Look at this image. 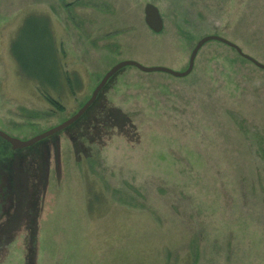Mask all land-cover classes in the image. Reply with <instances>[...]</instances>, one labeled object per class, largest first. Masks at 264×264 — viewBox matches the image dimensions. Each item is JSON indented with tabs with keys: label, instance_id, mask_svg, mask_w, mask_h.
Returning <instances> with one entry per match:
<instances>
[{
	"label": "rangeland",
	"instance_id": "374dc122",
	"mask_svg": "<svg viewBox=\"0 0 264 264\" xmlns=\"http://www.w3.org/2000/svg\"><path fill=\"white\" fill-rule=\"evenodd\" d=\"M35 26L61 109L11 54L38 62ZM208 35L264 64V0H0V131L61 124L120 61L182 72ZM0 264H264V71L209 41L185 77L125 67L64 130L0 138Z\"/></svg>",
	"mask_w": 264,
	"mask_h": 264
},
{
	"label": "water",
	"instance_id": "95a60500",
	"mask_svg": "<svg viewBox=\"0 0 264 264\" xmlns=\"http://www.w3.org/2000/svg\"><path fill=\"white\" fill-rule=\"evenodd\" d=\"M143 12H144V21H145V24L148 26V28L151 29L155 33L160 32L162 30L163 23H162V19H161V16L159 14L158 9L153 4L147 3L144 6ZM209 41H218L222 44L227 45L228 47L234 49L239 56H241L242 58H244L247 61H249L250 63H252L256 68H259V69L264 71V64H261L260 62H258L254 58H252L251 56L244 54L241 51V49L237 45H235L234 43H232V42H230V41H228V40H226L220 36H217V35H208V36L201 38L199 41H197L196 45L194 46V48L192 49V51L190 53L188 66H187L186 70H184L182 72L175 71V70H172V69H169L166 67H160V66L147 67V66H143L140 63L133 61V60L120 61V62L116 63L115 65H113L104 74V76L101 78L99 83L96 85V87L92 91L89 99L84 103V105L74 115H72L70 118L66 119L61 124H59L55 127H52V128H50V129H48V130H46L40 134H37V135L33 136L32 138L27 139V140H20V139L11 137L2 131H0V138L2 140H4L5 142H7L10 145L12 150H19V149L28 148V147L32 146L33 144L64 130L65 128L69 127L74 122H76L86 112V110L94 103L99 92L105 86L107 81L115 73H117L119 70H121L122 68H125V67H134L143 73H165V74H168V75L173 76V77H178V78L185 77L191 72V70L193 68L194 59L196 57L198 50L202 47L203 44H205Z\"/></svg>",
	"mask_w": 264,
	"mask_h": 264
},
{
	"label": "trees",
	"instance_id": "16d2710c",
	"mask_svg": "<svg viewBox=\"0 0 264 264\" xmlns=\"http://www.w3.org/2000/svg\"><path fill=\"white\" fill-rule=\"evenodd\" d=\"M31 31L32 33L33 31L36 33V37L33 38V36H31V38L33 39V41L35 39V43L36 45H38L34 48L38 53H40L38 54L40 57L37 58L38 62L34 61V64H28L25 55H23V52H17L16 50L18 43L13 46L16 43H13L14 40L10 46L11 54L16 60L21 73L37 82L38 86L41 89V92L43 93L48 103L56 106L58 109H61L60 104L50 96L51 93L49 91L51 90L55 92V90H57L59 84L61 83L62 77L66 80L67 83H69V79H67L58 62V53L54 46L53 39H51L48 26H42L40 29L38 28V26H35ZM42 57L44 58L45 62H41ZM70 88L72 87L70 86Z\"/></svg>",
	"mask_w": 264,
	"mask_h": 264
}]
</instances>
